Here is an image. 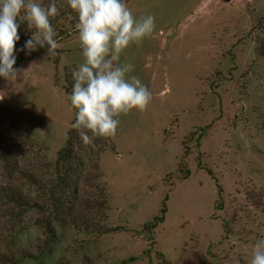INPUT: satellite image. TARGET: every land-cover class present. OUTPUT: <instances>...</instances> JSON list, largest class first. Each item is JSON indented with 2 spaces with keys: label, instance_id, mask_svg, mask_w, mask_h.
Instances as JSON below:
<instances>
[{
  "label": "rangeland",
  "instance_id": "rangeland-1",
  "mask_svg": "<svg viewBox=\"0 0 264 264\" xmlns=\"http://www.w3.org/2000/svg\"><path fill=\"white\" fill-rule=\"evenodd\" d=\"M126 3L155 17L121 56L152 100L120 117L100 157L110 232L47 231L40 212L3 196L35 198L22 176L46 173L65 144V70L84 61L75 33L15 81L0 77V264H251L264 239V0Z\"/></svg>",
  "mask_w": 264,
  "mask_h": 264
},
{
  "label": "clouds",
  "instance_id": "clouds-1",
  "mask_svg": "<svg viewBox=\"0 0 264 264\" xmlns=\"http://www.w3.org/2000/svg\"><path fill=\"white\" fill-rule=\"evenodd\" d=\"M78 14L74 28L78 32L83 63L73 69L71 105L76 112L72 128L78 130L83 143L90 145L94 138H115L120 117L132 111L143 113L152 94L136 75L130 63H122L121 56L133 45H140L155 30L151 14L136 18L126 0H67ZM26 12L31 39L25 42L27 53L37 46H48V56L57 54L61 45L50 18L59 15L53 3L47 7L37 0H0V77L13 82L24 69L15 68V46L19 41L17 18ZM91 132V136L87 132ZM251 264H264V239L254 246Z\"/></svg>",
  "mask_w": 264,
  "mask_h": 264
},
{
  "label": "trees",
  "instance_id": "trees-1",
  "mask_svg": "<svg viewBox=\"0 0 264 264\" xmlns=\"http://www.w3.org/2000/svg\"><path fill=\"white\" fill-rule=\"evenodd\" d=\"M55 4L59 15L50 18V23L57 33L56 39L59 43L72 34L78 33L74 28L78 22V14L71 9L67 0H58ZM42 6L47 7L48 4ZM21 14L16 21L19 25L20 39L15 46V68L32 61L48 50V46L45 45L42 48L37 46L31 53H27L26 50L21 51L25 42L31 39L36 31L35 28H29L26 14ZM73 69L65 70V86L63 87L68 106L73 112L65 144L58 151L54 164L48 165L46 173L41 176L34 173L22 176L29 187H36L35 198L37 199L12 188L3 192V196L16 208L40 212L42 219L38 222L47 231L52 232L53 222H57L64 223L77 231L103 234L110 230L105 226L109 208L105 187L101 183L100 157L106 149L112 148V138L96 137L92 144L86 145L80 138L78 130L72 128L77 112L70 100L74 84ZM87 134L92 135L90 131ZM16 164L17 162L14 161V165ZM218 193H221L220 189ZM165 212L164 207L161 210L162 215L155 217L145 228L154 230L164 221Z\"/></svg>",
  "mask_w": 264,
  "mask_h": 264
}]
</instances>
